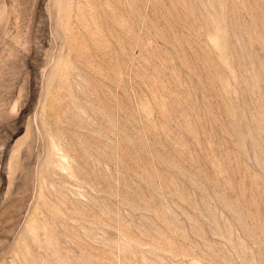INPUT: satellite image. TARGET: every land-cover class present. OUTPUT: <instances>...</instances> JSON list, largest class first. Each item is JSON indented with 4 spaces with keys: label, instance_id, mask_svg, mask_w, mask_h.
I'll list each match as a JSON object with an SVG mask.
<instances>
[{
    "label": "rangeland",
    "instance_id": "obj_1",
    "mask_svg": "<svg viewBox=\"0 0 264 264\" xmlns=\"http://www.w3.org/2000/svg\"><path fill=\"white\" fill-rule=\"evenodd\" d=\"M0 264H264V0H0Z\"/></svg>",
    "mask_w": 264,
    "mask_h": 264
}]
</instances>
